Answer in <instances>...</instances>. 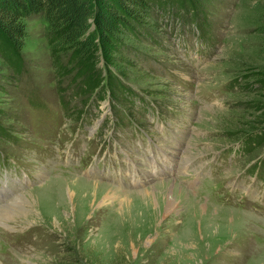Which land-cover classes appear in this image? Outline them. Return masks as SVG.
<instances>
[{"label":"rangeland","instance_id":"1","mask_svg":"<svg viewBox=\"0 0 264 264\" xmlns=\"http://www.w3.org/2000/svg\"><path fill=\"white\" fill-rule=\"evenodd\" d=\"M263 20L154 2L87 86L27 18L0 55V264H264Z\"/></svg>","mask_w":264,"mask_h":264},{"label":"trees","instance_id":"2","mask_svg":"<svg viewBox=\"0 0 264 264\" xmlns=\"http://www.w3.org/2000/svg\"><path fill=\"white\" fill-rule=\"evenodd\" d=\"M165 1L0 0V55L12 60L11 64L22 63L19 52L26 35V19L39 15L46 22L45 36L53 52H70L76 68L74 77H82V84L90 86L98 81L100 57L108 65L120 36L137 26L144 29L154 2ZM258 31L264 38V20L259 22ZM109 77L108 84H112L111 74ZM259 80L264 86V73Z\"/></svg>","mask_w":264,"mask_h":264},{"label":"bare ground","instance_id":"3","mask_svg":"<svg viewBox=\"0 0 264 264\" xmlns=\"http://www.w3.org/2000/svg\"><path fill=\"white\" fill-rule=\"evenodd\" d=\"M169 188H167V191H168ZM21 210V209H20Z\"/></svg>","mask_w":264,"mask_h":264}]
</instances>
